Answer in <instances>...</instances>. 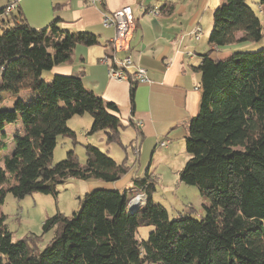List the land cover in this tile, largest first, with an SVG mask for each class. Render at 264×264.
I'll use <instances>...</instances> for the list:
<instances>
[{"label":"trees","instance_id":"1","mask_svg":"<svg viewBox=\"0 0 264 264\" xmlns=\"http://www.w3.org/2000/svg\"><path fill=\"white\" fill-rule=\"evenodd\" d=\"M255 4L222 1L209 34L212 50L197 68L202 98L189 124L188 161L179 178L208 200L205 218L171 220L153 200L151 178H138L125 192L92 191L73 217L47 219L44 231L55 234L42 251L33 238L13 241L0 214V264H264V47L220 61L210 56L215 49L264 41V0ZM98 44L95 34L69 32L60 20L35 29L21 12L0 11V207L8 193L18 200L52 194L51 182L75 178L113 184L127 175L125 161L118 163L91 144L85 146L84 162L71 149L53 163L60 137L76 145L69 126L75 117L91 116L88 136L104 132L107 145L125 148L116 104L88 90L82 76L45 79L54 68L71 64L78 46ZM24 92L32 93L28 105ZM6 94L12 110L3 109ZM134 96L132 85V103ZM19 118L22 131L14 135L13 153L3 157L5 129ZM136 191L146 199L139 211L130 212L128 194ZM143 229H150L147 239L140 236Z\"/></svg>","mask_w":264,"mask_h":264},{"label":"crops","instance_id":"2","mask_svg":"<svg viewBox=\"0 0 264 264\" xmlns=\"http://www.w3.org/2000/svg\"><path fill=\"white\" fill-rule=\"evenodd\" d=\"M206 1L208 5L201 7L200 4H177L175 0H100L94 5L91 0H0V11L16 4L14 13L21 12L32 28H46L60 20V25L69 32H90L98 37V45L78 46L71 64L54 68L45 75L46 80L55 75L82 76L88 90L119 109L122 140L127 139L129 145L125 147V163L130 172L113 184L92 181L94 186L123 191L133 180L137 186L136 180L143 179L138 176L145 168L143 159L150 157L147 166L151 167L153 159L160 155L157 150L162 143L166 146L161 155L171 158L185 155L188 159L185 140L202 98V75L197 68L203 56L212 50L208 39L214 11L223 0ZM126 7L133 12L135 30L130 50L116 56L119 59L131 57L135 66L148 71L151 79L148 85L133 84V103L132 84L111 79L108 65L103 63L113 53L110 40L115 35V29L105 27L103 19ZM153 9L159 11V16L148 13ZM205 21H208L206 25ZM198 27L202 30L199 40L193 35ZM222 51L215 49L211 58L216 61L227 58H222ZM215 54H219L218 58ZM128 149L133 151L130 166Z\"/></svg>","mask_w":264,"mask_h":264},{"label":"rangeland","instance_id":"3","mask_svg":"<svg viewBox=\"0 0 264 264\" xmlns=\"http://www.w3.org/2000/svg\"><path fill=\"white\" fill-rule=\"evenodd\" d=\"M177 4H186V5H201V7H206L209 1L206 0H175ZM252 1V0H251ZM258 2V0H254ZM255 11L261 17L259 12V6L253 5ZM207 14L203 17H206ZM214 21V18H213ZM208 21H205L206 25ZM264 47V41L259 44H236L230 47H226L220 53L222 58L229 57L234 52H251L257 51ZM215 58H218L215 54ZM220 56V57H221ZM53 79L46 80V82L51 83ZM9 96L6 94L5 101L3 103L4 110H12L14 103L8 99ZM32 93L24 92L22 93V100L28 105L31 103ZM93 120L91 116L85 115L84 118L75 117L69 122L70 128L76 132V145H73V140L69 138L60 137L58 139L57 147L54 151L53 163L58 164L63 161L66 157V154L69 150H75L81 162H84L85 159V146L91 144L106 154L111 158L116 160L118 163H122L126 159L125 148H122L118 145H107L105 133L101 132L93 136H88V132L92 127ZM22 131V122L19 118L18 121L14 124L7 125L5 129V136L2 138V149L1 155L3 157L9 156L13 153L14 150V135ZM90 139L88 142L87 140ZM125 147H129L128 141L123 140ZM163 147H158L157 159L154 158L153 165L148 168L149 160L143 159L145 163V168L141 169V173L136 174L140 178L150 177V182L154 184L156 190L153 192V200L156 204L164 206L171 220L178 218L190 217L195 220H202L206 216L205 206H208L209 202L205 199L199 189L194 186H188L180 182L179 172L182 170L188 159L186 156L179 157H168L162 153ZM129 155L128 165L133 163V151L127 150ZM81 154V155H80ZM129 170V168H128ZM130 170L127 174H129ZM135 175V176H136ZM134 181V180H133ZM130 181L129 188L133 189L136 187L135 183ZM138 179L136 180V184ZM49 188L52 189L54 193L48 195L42 194H32L27 196L24 199H16L11 194H7L4 204L0 207V214L6 216V227L12 233L13 241H20L26 238H33V246L42 251L45 250L50 242L54 238V230L45 232L43 229V224L45 221L57 214H64L67 217H73L75 213H78L82 206V201L84 197L102 187L94 186L92 180L84 181L81 179L70 178L66 180L64 184L56 185L54 182H51ZM125 187L122 188V190ZM128 189H124L128 191ZM147 189L146 187L144 188ZM138 191L135 193L129 192L128 197L132 201L129 203V211L135 212L139 211L141 204H134V200L139 199L137 196ZM144 196V193L142 194ZM135 197V198H134ZM146 198H143L145 200ZM133 210H130V209ZM150 229H143L140 231V236L144 239H147ZM39 238V239H37Z\"/></svg>","mask_w":264,"mask_h":264},{"label":"built area","instance_id":"4","mask_svg":"<svg viewBox=\"0 0 264 264\" xmlns=\"http://www.w3.org/2000/svg\"><path fill=\"white\" fill-rule=\"evenodd\" d=\"M100 0H91L94 5ZM17 9L16 4H11L6 7V12L13 13ZM150 15L157 17L155 9L148 12ZM132 20L134 15L131 8L126 7L113 13L111 16H105L103 25L105 27H113L115 35L110 40V46L113 53L110 58H105L103 63L108 65V75L111 79L120 82H128L130 84L148 85L151 83L148 71L142 67L135 66L133 59L129 56L124 59H119L116 54L122 51L130 50V39L135 28L132 27ZM202 30L198 27L195 29L193 35L196 39H200ZM134 69L133 71H131ZM166 143H162L161 147H165ZM142 204V203H141Z\"/></svg>","mask_w":264,"mask_h":264},{"label":"bare ground","instance_id":"5","mask_svg":"<svg viewBox=\"0 0 264 264\" xmlns=\"http://www.w3.org/2000/svg\"><path fill=\"white\" fill-rule=\"evenodd\" d=\"M155 12H156V15L159 16V14H160L159 11L156 10ZM132 27L135 28V21H134V20H132ZM142 193H143V192H142ZM139 196L142 197V199H141V198H139V199H136V198H135V201H134V202H135V203H138V204L140 205V204L143 203V201H144L143 198H145V194H144V196H142V195H139ZM129 207H130V206H129ZM131 209H132V208H131ZM131 209H130V210H131Z\"/></svg>","mask_w":264,"mask_h":264},{"label":"water","instance_id":"6","mask_svg":"<svg viewBox=\"0 0 264 264\" xmlns=\"http://www.w3.org/2000/svg\"><path fill=\"white\" fill-rule=\"evenodd\" d=\"M134 201H135V200H134ZM135 204H137V203L134 202V204H132V208H134L133 206H134ZM131 210H133V209H131ZM133 211H134V210H133Z\"/></svg>","mask_w":264,"mask_h":264}]
</instances>
